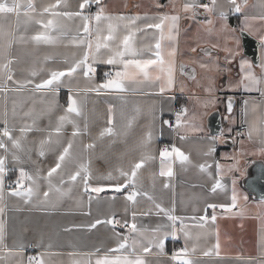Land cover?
Segmentation results:
<instances>
[{
    "label": "snow or ice",
    "instance_id": "1",
    "mask_svg": "<svg viewBox=\"0 0 264 264\" xmlns=\"http://www.w3.org/2000/svg\"><path fill=\"white\" fill-rule=\"evenodd\" d=\"M154 7L153 15L141 17L113 15L103 0H77L75 9L68 0L42 4L0 0V264H25L23 244L16 240L7 243L4 217L12 198L24 205L54 208L79 192L77 207L90 217L93 201L99 202L101 193L111 191L112 202L119 194L122 216L111 212L103 219L97 216L85 225L73 226L91 231L103 224L109 226L111 235L107 243L90 250L69 252L71 264H153L151 256H167L163 264H210L205 258L221 254L216 210L243 217L252 208L238 182L247 174V157L264 158V0L251 5L257 9L252 14L246 12L249 0H168L167 4L154 0ZM230 15L236 17V27L228 25ZM181 20L197 22L190 51L200 49L206 60L178 63ZM31 25L39 27L28 35ZM201 29L217 39H202ZM245 33L259 42L258 64L243 54ZM17 46H24L25 55L13 53ZM42 47L51 51L41 56ZM221 53L225 66H239V78L227 88L249 94L241 105L242 130L234 135L232 127L215 135L205 133L204 117L219 100L212 75L204 88L209 98L190 97L198 107L180 105L170 118H165L163 106L154 99H131L165 95L175 87L178 72L200 86L195 66L206 74L230 71L221 66ZM22 63L27 66L18 74ZM102 65L106 70L98 77ZM189 66L193 67L186 72ZM62 89L63 104L59 100ZM184 90L182 83L180 91ZM93 95L117 101L108 102L104 126L95 136L92 128L99 117L94 108H88ZM234 103L235 96H228L226 119L230 123H234ZM44 120L47 123L41 126ZM166 131L176 142L158 146ZM30 134L39 136L30 139ZM227 139L234 147L222 159L232 163H221L215 159L216 145ZM105 140L109 151L98 155L97 145ZM190 140L191 147L185 150ZM194 152L203 162L193 159ZM50 155L52 162L42 167ZM177 166L196 169L211 182V193H223L228 199L206 201L202 209L193 207L191 215L178 214L175 194L170 205L164 206L155 195L157 182L163 189H172ZM142 199L148 207L141 206ZM192 199L199 197L193 195ZM255 207L259 211L251 218L258 221L264 247V197ZM153 216L155 223H147ZM213 232L215 243L209 247L205 241ZM169 240L173 245L182 241L170 254L166 252ZM46 255H29L26 264H50Z\"/></svg>",
    "mask_w": 264,
    "mask_h": 264
},
{
    "label": "crops",
    "instance_id": "2",
    "mask_svg": "<svg viewBox=\"0 0 264 264\" xmlns=\"http://www.w3.org/2000/svg\"><path fill=\"white\" fill-rule=\"evenodd\" d=\"M37 4L47 3L48 0H35ZM72 9L77 7V0H68ZM104 4L107 6L109 12L113 15H126L134 16L139 14L144 17L145 14L151 16L157 10L154 7V0H103ZM161 4H167L168 0H159ZM257 0H249V7L246 8V12L252 14L257 11L256 8L251 7L255 5ZM15 18L13 17L12 20ZM203 19V17H199ZM232 19V21H231ZM237 19L235 16L230 15L228 18V25L230 27L237 26ZM38 25L29 26L28 35H32L38 30ZM216 27H220V22L217 21ZM198 24L193 20H181V32L179 36V56L178 63L180 61H187L190 59L206 60L207 57L204 56L203 52L198 49L196 53H192L190 48L194 45V40L197 35ZM151 36V30L148 33ZM239 35V33H237ZM199 36L204 40H212L213 42L217 39L215 36L209 37L203 29H201ZM253 37V36H252ZM255 38V37H254ZM31 46H28V51H30ZM24 46H17L13 49V53L16 55H25ZM51 49L42 47L40 49V55L50 52ZM215 55V53L213 54ZM245 58L249 59L246 55ZM28 59L27 57H25ZM259 58H260V48H259ZM220 64L222 67L230 69V71L225 70L220 73L206 74L202 72L198 66L196 67V77L200 86L197 83L189 79L188 77L180 76L177 73L176 85L170 91L163 96H153V97H143L137 96L131 99L136 101H143L146 99H154L157 101L158 105L163 106L165 110V118H170L171 113L178 110L180 105H187L192 108L194 106L198 107L195 103V99H190V97L198 98L201 101L207 100L209 98V93H207L204 88L208 85L209 75L214 76L215 79V96L219 97L216 105L209 109V114L204 117V128L205 133L213 134L208 126V117L211 113L217 111L220 118V128L216 134L220 131L226 130L229 127L234 128L235 126L241 124V105L243 99L247 98L249 94L243 93L242 91H230L227 85L230 82H235L239 77V66L238 63L232 65H224L223 53L220 54ZM259 63V60H258ZM257 63V64H258ZM27 64L22 63L17 67V73L19 74V69L26 67ZM191 67L185 69L186 72L191 71ZM105 66H100L98 69V77L104 72ZM233 70V74H232ZM259 72V69H256ZM184 85V91H180L181 84ZM226 92V93H225ZM253 96H258L257 93H252ZM235 96V103L233 107V120L234 123H230L226 117L229 115L226 110L227 97ZM60 103L63 104L65 100V90H61L59 96ZM117 103L113 97L100 96L96 97L93 95L90 97L88 108L96 110L98 114V119L95 126L92 128V135L95 136L99 128L104 126L105 113L108 102ZM0 106H2V101H0ZM10 107V103H9ZM202 110V109H201ZM143 119V118H141ZM47 120L41 122V126H44ZM68 134L71 132L69 127L67 130ZM235 132L233 131V135ZM215 135V134H213ZM39 134H30L29 138L33 139ZM198 137L196 139H201ZM87 142L88 138L85 137ZM168 142H176V138L169 135L167 131L165 132L163 138L157 142L158 146L163 145ZM192 140L184 145L185 150L191 147ZM116 147H119L117 145ZM233 145L230 139H227L225 143H217L215 159L220 160L221 163H232V161H225L222 159V155L225 153H232ZM235 147H239L236 145ZM109 151L108 141L105 140L102 144L97 145V154L106 153ZM35 158V157H34ZM193 159L197 162H203L204 158L196 156L193 153ZM247 169L252 163L261 161L264 163V158L257 157H247ZM52 162L51 155L44 159L42 162V167H47ZM209 162L211 158H209ZM30 167V166H29ZM246 176L241 177L238 182V187L240 190L246 192L249 195V202L252 208L249 213L241 217L231 216L230 214L224 213L223 210L217 209V226L219 228L220 240H221V254L219 257L213 256L207 259L210 264H246L247 261L251 260L253 264H261L264 261V247L261 246V240L258 235V221L251 218L259 209L255 205L264 196L259 197L257 193L248 192L244 186V179ZM163 179V178H162ZM227 179V178H226ZM171 183L173 185L172 189H163L161 184L157 182V187L155 195L158 201L162 202L164 206H169L170 201L175 194V200L177 204L178 214H192V208L205 207V202L209 203H221L225 202L228 197L224 196L223 193L213 194L210 192L211 182L207 180V177L200 174L194 168H188L187 170H180L178 166L176 167V175L172 178ZM230 183V181H229ZM145 187H149L148 182H145ZM80 193L76 192L73 199H67L53 207H45L41 205H24L22 202L17 201L15 198L8 200L9 210L6 211L5 221H6V234L7 243L11 245L13 240L18 243L23 244V256H27L35 253L44 252L47 253L45 256L46 260L50 261V264H71V259L68 256L69 252L72 251H87L92 248L93 245L100 244L101 242L107 243L108 237L111 235L109 232V226L107 225H97L96 229L91 231L86 228H76L74 225H85L94 220L97 216L103 219L105 216L109 215L111 212L117 213V215L122 216L123 213V200L117 195L115 202L111 201L113 193L107 191L100 194L99 202L93 201L92 206V216H84L80 213V209L77 207V199ZM193 195L199 197V199H192ZM86 201V197H85ZM183 201V203L181 202ZM16 206H19V211L15 210ZM142 207H148V202L141 200ZM86 210V207H85ZM212 210H209L211 213ZM157 218L155 216L149 218L147 223H155ZM70 228L71 231H65L64 229ZM41 237H43V246L41 245ZM51 243L52 247L49 249L47 246ZM207 246H212L215 243V234L207 238L205 241ZM172 241L166 242V252L170 254V246ZM179 247L182 245V241L177 243ZM150 260L153 264H163L164 261L168 259L167 256H151Z\"/></svg>",
    "mask_w": 264,
    "mask_h": 264
},
{
    "label": "water",
    "instance_id": "3",
    "mask_svg": "<svg viewBox=\"0 0 264 264\" xmlns=\"http://www.w3.org/2000/svg\"><path fill=\"white\" fill-rule=\"evenodd\" d=\"M243 54L254 64L259 60V42L256 38L248 36L246 33L242 37ZM217 111L208 117V126L211 133L216 134L220 128V118ZM243 182L244 188L248 192L257 193L259 197L264 196V163L257 161L252 163L247 169V174Z\"/></svg>",
    "mask_w": 264,
    "mask_h": 264
},
{
    "label": "built area",
    "instance_id": "4",
    "mask_svg": "<svg viewBox=\"0 0 264 264\" xmlns=\"http://www.w3.org/2000/svg\"><path fill=\"white\" fill-rule=\"evenodd\" d=\"M106 70V68L104 69V71ZM242 129H241V124H239V125H237V126H235L234 128H233V131L234 132H237V131H241ZM162 146V145H161ZM173 247H179V245L178 244H176V245H171L170 246V248H169V252H171V250L173 249ZM31 255H36L35 253H32Z\"/></svg>",
    "mask_w": 264,
    "mask_h": 264
},
{
    "label": "rangeland",
    "instance_id": "5",
    "mask_svg": "<svg viewBox=\"0 0 264 264\" xmlns=\"http://www.w3.org/2000/svg\"><path fill=\"white\" fill-rule=\"evenodd\" d=\"M230 69H232V68H230ZM234 72H233V70H232V74H233Z\"/></svg>",
    "mask_w": 264,
    "mask_h": 264
},
{
    "label": "trees",
    "instance_id": "6",
    "mask_svg": "<svg viewBox=\"0 0 264 264\" xmlns=\"http://www.w3.org/2000/svg\"><path fill=\"white\" fill-rule=\"evenodd\" d=\"M231 21H232V19H231ZM237 24H238V22H237Z\"/></svg>",
    "mask_w": 264,
    "mask_h": 264
},
{
    "label": "bare ground",
    "instance_id": "7",
    "mask_svg": "<svg viewBox=\"0 0 264 264\" xmlns=\"http://www.w3.org/2000/svg\"><path fill=\"white\" fill-rule=\"evenodd\" d=\"M226 93V92H225Z\"/></svg>",
    "mask_w": 264,
    "mask_h": 264
}]
</instances>
